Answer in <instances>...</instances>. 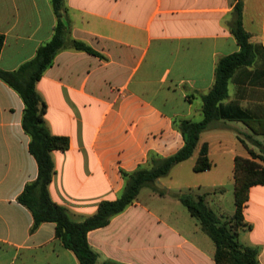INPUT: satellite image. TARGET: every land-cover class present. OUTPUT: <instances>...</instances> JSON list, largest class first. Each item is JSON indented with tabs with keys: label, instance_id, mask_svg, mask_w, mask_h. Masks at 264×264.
<instances>
[{
	"label": "crops",
	"instance_id": "obj_1",
	"mask_svg": "<svg viewBox=\"0 0 264 264\" xmlns=\"http://www.w3.org/2000/svg\"><path fill=\"white\" fill-rule=\"evenodd\" d=\"M235 2L64 0L71 36L106 57L63 49L37 82L51 133L70 140L67 150L52 151L56 171L50 195L74 219L117 199L125 186L123 172L183 147L174 120L203 119L201 95L212 88L219 59L240 50L231 30ZM242 2L243 25L251 41L264 47V0ZM57 20L52 0H0V33L5 35L0 68L15 71L33 59L52 38ZM257 59L249 71H264L259 66L264 56ZM251 80L230 81L225 118L201 133L191 157L196 163L208 145L212 167L186 185L198 189L195 195L206 194L219 218L226 215L228 188L234 190L235 158H252L242 139L256 152L257 141L264 144V133H254L236 117L237 110L246 111L263 121L264 129V76ZM24 111L22 96L0 78V264H79L56 236L54 222L32 232L33 214L18 200L38 176ZM164 178L144 187L109 224L88 232L97 264H216L214 242L195 217L180 209L177 195L186 191H173ZM155 188L168 193L160 195ZM243 215L239 238L258 249L264 264V185L251 186Z\"/></svg>",
	"mask_w": 264,
	"mask_h": 264
},
{
	"label": "trees",
	"instance_id": "obj_2",
	"mask_svg": "<svg viewBox=\"0 0 264 264\" xmlns=\"http://www.w3.org/2000/svg\"><path fill=\"white\" fill-rule=\"evenodd\" d=\"M235 20L231 30L236 37L240 50L219 59L215 69V80L212 88L202 94L203 119L194 121L189 118H176L175 127L184 136L185 143L176 153L162 157L153 155L148 164L132 172H123L125 186L121 195L115 200H104L98 210L91 215L74 219L67 207L53 201L49 186L56 171L53 150H67L70 140L67 136L51 133L45 113L47 104L37 89V82L45 71L53 65L58 52L66 48L86 51L101 58H106L84 41L71 36L70 26L63 19L64 0H52L57 24L52 38L42 44L36 56L22 64L15 71L0 68V78L19 92L25 102L23 127L31 136L30 152L38 163L37 178L28 183L18 197L20 203L28 207L34 217L32 232L44 222L56 224V236L64 246L72 250L79 264H97L99 254L88 241V232L92 229L106 226L117 214L138 200L140 191L144 187L156 185V182L167 177L179 163L194 155L201 133L217 120L225 118L223 101L229 97V83L237 77L251 76L252 81L264 76V71L257 69L249 71L248 67L257 66V57L264 56V47L251 41V34L243 25V2L235 0ZM5 42V35L0 33V50ZM264 67V60L259 65ZM238 73V76L236 74ZM245 74V75H243ZM237 118L244 121L256 134L264 133L261 128L263 121L252 118L246 111L237 110ZM252 158L238 156L234 165V198L235 212L229 219H221L207 204L206 194L193 195L182 192L177 195L195 217L204 232L215 244L214 260L216 264H260L258 249L243 244L239 238V230L245 225L243 208L249 197L251 186L264 185V144L257 141L259 152L250 147L242 139ZM208 145L204 144L194 165L196 172L209 170L213 163L208 155ZM160 195L168 193L167 189L155 188ZM103 264H116L105 261Z\"/></svg>",
	"mask_w": 264,
	"mask_h": 264
},
{
	"label": "rangeland",
	"instance_id": "obj_3",
	"mask_svg": "<svg viewBox=\"0 0 264 264\" xmlns=\"http://www.w3.org/2000/svg\"><path fill=\"white\" fill-rule=\"evenodd\" d=\"M196 157L189 158L188 160L184 161L183 163L179 164L178 166H175L172 169L171 174L168 177H165V181L173 186V191H179L180 189H183L186 192L192 193L193 195L198 193V189H188L186 183L190 181H194L197 177L203 175L201 172L197 173L194 171V163H195ZM229 193H227V200L225 204V214L224 217H221V219H229L232 215V212L236 209L235 208V198H234V190L230 187L228 188ZM180 209L185 211L187 215H190L187 207L184 204H179ZM216 209V208H215Z\"/></svg>",
	"mask_w": 264,
	"mask_h": 264
}]
</instances>
